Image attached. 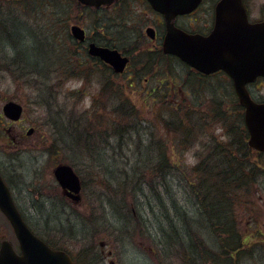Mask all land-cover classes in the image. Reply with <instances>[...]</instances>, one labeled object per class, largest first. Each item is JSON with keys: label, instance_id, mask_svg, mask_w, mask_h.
<instances>
[{"label": "rangeland", "instance_id": "rangeland-1", "mask_svg": "<svg viewBox=\"0 0 264 264\" xmlns=\"http://www.w3.org/2000/svg\"><path fill=\"white\" fill-rule=\"evenodd\" d=\"M211 1L206 0L196 14L190 18H179L177 23L189 21L190 24L197 21L195 24H199L205 11L211 6ZM37 2L44 5L38 6ZM27 3V6H33V12L16 13L28 23L25 26H17L19 28L22 25L20 28L25 31L22 32V39L12 47L6 38H0V172L23 211L26 222L37 235H44L48 240L53 241L49 234L56 235L60 244L75 255L78 261L84 257L85 250L90 248L96 260H93L94 264H109L107 253L110 250L113 251L117 264H190L181 259L183 255L177 251H182L181 249H175L171 253L169 247L173 240L188 241L192 228H196L197 233H194L199 235L206 232L204 227L198 229L197 222L194 225L187 222V218H193L194 221L197 215L194 214L195 205L184 185L185 182L180 181L176 175L179 169L173 171L167 189L153 191L148 186L140 189L135 184L127 190L126 184L119 192L118 184L109 180L101 181L105 167L100 166L96 157H90V152H86L84 148L74 150L76 153L70 149L62 151V145L55 141V137H58L56 127L62 134H69L71 131H63L72 128L68 123H81L85 118V111H89L92 132L93 127L98 131L90 136L94 135L101 142L98 147L95 146L94 154L106 157L110 168L119 169L122 166L120 161L124 160L123 156L115 157L114 160L110 157L113 154L111 148L120 135L108 136L104 131L99 134V131L106 128L104 123L110 117V109H104L102 104L109 106L108 91L102 90V84L105 81L107 83V78L104 79L103 75L105 71L91 72V68H87V71H81L79 75L74 74L73 58H83L84 45L72 37L71 27L80 25L89 31L94 29L95 25L100 27L104 22H109L105 37H100V41L132 52L128 40H125V30L118 26L119 22L125 23L129 15L130 19L139 21L140 24L154 23L157 20L156 13L139 7V10L124 12L121 19L117 17L119 14L115 13H92L72 0H29ZM246 4L253 17L264 18V0H246ZM10 5L6 3L0 6V19L6 14L8 16ZM9 30V33L18 32L17 28ZM26 50L32 54L38 50L41 56L33 57L31 65L22 63L18 52ZM32 62L36 64L32 66ZM176 72L179 73L177 70ZM123 78L124 83L126 77ZM115 81L118 83V79L115 78ZM111 91L113 90L110 88L109 92ZM121 92L129 97L147 120L153 119L155 123H161L162 103L171 106L186 103L182 91H177L174 101L160 94L158 96L161 103L153 104L151 112L149 94L129 88ZM206 95V105L202 106L211 108L216 107L210 95L224 96L219 93ZM220 99L225 102L220 106L221 109L224 105L228 113L232 114L231 104L227 102L228 97L225 95ZM10 101L24 108L19 122H11L3 114V107ZM102 115L103 119L100 121ZM166 116H169V113H166ZM93 122L102 123L97 125ZM141 125L147 127L146 120H143ZM31 128L34 132L28 135ZM120 128L119 126V130ZM211 130L207 139L218 136L223 138L222 142L229 140L222 135V124L214 125ZM130 138L132 140L133 136ZM144 139L145 142L152 140L147 135H144ZM140 140L135 136L132 144L136 146ZM202 151L206 157L208 154L202 146L194 144L181 152V157H177V151L170 154L173 162L189 171L198 164V153ZM82 152L85 153L84 157H80ZM75 156L79 157L77 162L80 163L76 170L78 169L77 172L84 181V200L81 204L64 199L53 174L58 164ZM251 159L253 164L258 166L259 175L256 179L251 175L247 182L239 183L235 191L236 200L232 205L239 232L250 238L251 245L250 248L247 247L250 251L239 253L237 260L232 264H264V155L254 153ZM89 205L93 208L90 212ZM83 207H86V210ZM170 236L173 239L169 241ZM4 240L10 241L15 248L18 247L10 223L0 212V245ZM102 242H105L106 247H101ZM103 249L106 254H103ZM97 253L100 259L96 258ZM200 263L210 264L194 261V264Z\"/></svg>", "mask_w": 264, "mask_h": 264}, {"label": "trees", "instance_id": "trees-1", "mask_svg": "<svg viewBox=\"0 0 264 264\" xmlns=\"http://www.w3.org/2000/svg\"><path fill=\"white\" fill-rule=\"evenodd\" d=\"M28 1L18 0L2 3L12 5H10L8 16L7 14L1 16L0 38H6L12 47L15 46V42L22 39V32H25L20 27L28 24L16 13H30L34 11L32 9L33 6H27L29 5ZM17 4L22 5L17 6ZM36 5L43 6L44 3L37 2ZM19 24L22 25L18 28ZM9 28H17L18 32L9 33ZM29 39H31L30 36ZM20 52H18V55L22 63H29L30 65L33 57L38 58L37 56H41L40 52H34L33 54L28 50ZM32 63V66L36 64V62ZM108 94L109 106L104 103L102 104L104 105V109H110V117L104 123L106 128L99 131V134L104 131V134L106 133L108 136H113L114 134L120 135L111 150H121L124 151V154L110 155L111 158L113 157V160L118 156L124 157V160L120 161L122 166L119 169L110 168L108 164L109 160H106V157L94 154L95 146L98 147L101 142L94 135L90 136L91 133L94 134L98 131L93 127L92 132V123L89 122V111H85V118L81 123H68L72 125V128L68 130L63 129V131H71L69 134H62L60 129L56 127L59 137H55V141L57 140L59 143L63 140L66 148L70 150L78 151V149L84 148L86 152H90V157L92 156L93 159L96 157L98 163L100 161V166L105 167V170H102L105 174H103L101 181L106 182V180H109L118 184L119 192L126 184L127 190L131 189L129 186H134L135 184L140 189L147 186L151 187L153 191L163 188L167 189L170 176L174 174L173 171L175 169H179L176 175L180 181L185 182L184 185L188 189L189 195L195 205L194 214L197 215L194 220L195 222L193 218H187V222L189 224L192 222L193 225L197 222L198 229L201 230L204 227L203 229L206 232L204 235H199L196 234L197 229L195 228L194 230L192 228V234H189L190 241L183 239L172 241L169 250L173 253L175 249H181L182 251H177L183 255L181 257L182 260H186L190 264H194V261L208 262L210 264H232L237 260L240 255L239 253L250 251L247 248H250L251 245L249 244L250 238L249 236H243L239 232L232 205L236 200L235 191L239 187V183L247 182L251 178V175L253 179H256L259 175V168L256 164H248L249 159H251L250 155L248 157L245 154L243 157L235 158V146L233 142L235 141L234 138H237L235 133H242L240 128L241 122L235 120L236 116L228 113L226 106L224 108L223 105L221 109L220 106L224 104V100L212 102L215 103L214 106L216 108H211L210 106L203 107L202 105H206L205 103L202 105L197 104L193 108L187 106L186 103L175 106L162 103L161 123H155L153 119L147 120L142 115V111L129 100V97L124 96V93L121 91H108ZM122 98L125 100L121 101ZM150 106L152 112L153 106ZM166 113H169V116H166ZM102 119L103 115L100 121ZM143 120H146L147 127L141 125ZM93 123L100 125L102 122ZM219 123L222 124L223 133H228L229 140L223 142L219 140L221 145L215 146L213 143L218 139V136H214L213 139L209 140L207 139V135L211 133L212 127ZM118 125L121 127L120 130ZM144 135L152 138V140L145 142ZM131 136H133L132 140L135 136L141 139L136 146L132 144ZM194 144L201 145L202 148L206 147L208 155L205 157L203 152L198 153L200 159L198 160V164L192 170L188 171L187 169L186 171V168L183 169V167H179L180 164L173 162L170 153L177 151V157H181V152L193 147ZM84 156L85 153L82 152L80 157ZM77 158L79 157L67 158L66 162L76 169L80 164L77 162ZM239 158L245 159V161L239 162ZM168 239L170 241L173 238L170 236ZM58 248L67 250L61 244ZM85 251L84 257L79 259V264H94L93 260L95 258L91 249L87 248Z\"/></svg>", "mask_w": 264, "mask_h": 264}, {"label": "flooded vegetation", "instance_id": "flooded-vegetation-1", "mask_svg": "<svg viewBox=\"0 0 264 264\" xmlns=\"http://www.w3.org/2000/svg\"><path fill=\"white\" fill-rule=\"evenodd\" d=\"M76 1L81 8L85 10H89L92 13L97 14H106V13H115V15L119 14L117 17L121 18L124 12H132L136 9L139 10L142 7L147 9L148 12H152L155 14L151 5L147 0H114L110 4H103L101 6H86L81 4L77 0ZM219 0L214 2V5L211 3V6L205 11L204 17L199 24L197 21H193L189 24V21H185L182 23H177V19L175 24H173L177 29L184 31L189 35H199L202 37H210L216 29L217 22L215 21V7ZM204 3V0H203ZM246 5V3H245ZM248 21H223L219 22V24L223 25V28L220 31L221 39L225 42H231L235 39L236 36H239V30L234 29L235 24H264L263 17H253L250 8L246 5ZM199 10V9H198ZM197 10V11H198ZM141 11V10H140ZM195 11L193 14L179 17V18H190L192 15L196 14ZM143 13V12H142ZM156 21L145 22L144 24H140L139 21L130 19L128 15L125 23L123 24L119 22L118 26L125 30V40H128L130 44L132 52H128L117 45H112L105 41H100V37H105L106 29L108 30L107 24L109 22H104L100 27L97 25L94 26V29H90L86 31L87 40L83 43L84 48L82 51L83 58H73L72 69L74 74L81 73V71H87V68H91V72L94 70L105 71L104 79L107 78V83L105 81L102 84V90L110 91H123L125 88H129L136 92H145L149 94L151 97L150 103L152 106L160 104V97L158 95L168 98L169 100L176 99L177 91H182L185 94V101L187 106L193 108L195 105H202L205 103L207 99L206 94H215L219 93L221 95H226L229 99L227 101L231 104L232 114L236 116V121H240L241 123V132L235 133L237 138H234L235 141L233 145L235 146V158L244 156L245 154L249 157L252 154L256 153L258 155H264L250 147V134L245 125V108L241 105L240 99L237 93V89L235 87V83L233 79L229 76L226 70H219L210 74H206L198 71L187 63L182 62L178 57L172 54H166L164 52V42L168 33V24H166L164 17L158 13H156ZM113 19V18H112ZM122 19V18H121ZM196 20V19H195ZM193 23V24H192ZM106 24V25H105ZM99 28V29H97ZM152 30L153 38L149 35L148 31ZM246 34L245 31H243ZM90 44H96L100 47L109 48L112 50H117L120 52L123 58L128 59V64L122 73H117L113 67L104 62L99 57H92L88 54V49ZM230 49V46L226 47ZM81 55V53H79ZM225 55L227 62L224 64L225 66L231 65L232 53L229 50L223 52ZM75 57V53H74ZM93 69V70H92ZM177 71L179 73L177 74ZM84 78V76H81ZM123 77H126L123 83ZM81 79L84 81V79ZM115 78L118 79V83L115 81ZM123 83V84H122ZM123 85V86H122ZM121 86V87H120ZM123 87V88H122ZM246 89L251 97V99L257 104H264V77H257L253 82L246 85ZM168 96V97H167ZM224 96H216L210 95V99L212 102H220ZM192 98V100H190ZM225 103V102H224ZM154 104V105H153ZM158 104V105H159ZM239 129V127H238ZM225 135L224 138H229L228 133H222ZM221 135V136H222ZM59 137V136H58ZM60 139V138H59ZM58 139V140H59ZM223 139L222 137L218 138L213 145L219 146L221 143L219 140ZM59 142L62 146V151H67L69 148H66L64 145V141ZM207 146V145H206ZM205 151L206 147L203 148ZM60 151V150H59ZM58 151V152H59ZM77 151V150H76ZM73 153L74 150H72ZM203 152V151H202ZM115 155H123L124 151L117 150L112 151ZM239 162H244L245 159L238 160ZM252 159H249L248 164H253ZM63 163L58 164L62 165ZM242 164V163H240ZM238 164V166H240ZM57 165V166H58ZM56 166V167H57ZM1 174V172H0ZM2 175V174H1ZM3 177V175H2ZM4 181L6 180L3 177ZM83 183H82V191H81V199L75 202L71 197L66 195V191H62L63 197L65 200L71 201L75 204H81L84 200L83 194ZM14 198V197H13ZM15 201V198H14ZM17 208L19 209L21 215L24 217L23 211L20 209V206L15 201ZM86 210V207H83ZM93 208L88 206V211L90 212ZM93 215V213L91 214ZM38 236L44 240L52 249L58 250V246L60 242L56 235L49 234V236L53 239L48 240L44 235L38 234ZM101 247H106L105 242H102ZM1 247V245H0ZM15 248V247H14ZM17 253L20 252V247L15 248ZM103 254L107 252L103 249ZM107 258L109 259V264H117L114 259V253L112 250L108 251ZM99 254L97 253L96 258H98ZM72 260L74 264H79L77 257L71 254ZM106 258V257H104ZM100 259V258H98ZM103 260V259H102ZM105 261V260H104Z\"/></svg>", "mask_w": 264, "mask_h": 264}, {"label": "water", "instance_id": "water-1", "mask_svg": "<svg viewBox=\"0 0 264 264\" xmlns=\"http://www.w3.org/2000/svg\"><path fill=\"white\" fill-rule=\"evenodd\" d=\"M2 0H0L1 2ZM86 6H101L114 0H78ZM151 7L162 14L168 24V33L164 42V52L179 57L200 72L210 74L225 69L234 80L241 105L245 108V123L250 133V146L264 152V104H257L250 98L246 85L257 77H264V24L249 25L235 24L239 36L231 42L221 39L223 28L219 22L247 21L246 8L243 0H220L216 5V29L208 37L189 35L173 24L178 16L193 13L202 0H147ZM246 32V34L243 33ZM73 37L84 42L86 31L74 25L71 28ZM153 38L152 30L148 31ZM230 46V49L226 47ZM229 50L233 55L231 65L227 62L224 51ZM88 53L109 63L117 73H122L128 64L119 51L90 44ZM4 115L11 121H19L23 115V106L10 101L3 107ZM34 132L28 131V135ZM59 185L66 195L74 201L80 200L81 181L74 169L68 165H59L54 170ZM0 210L11 223L19 241L21 255H18L10 242L4 241L0 249V264H74L65 251L52 250L38 238L28 227L17 209L11 192L0 175Z\"/></svg>", "mask_w": 264, "mask_h": 264}]
</instances>
